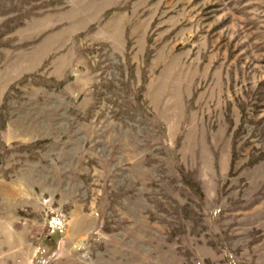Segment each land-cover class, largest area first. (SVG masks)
Here are the masks:
<instances>
[{"label":"rangeland","instance_id":"obj_1","mask_svg":"<svg viewBox=\"0 0 264 264\" xmlns=\"http://www.w3.org/2000/svg\"><path fill=\"white\" fill-rule=\"evenodd\" d=\"M0 264H264V0H0Z\"/></svg>","mask_w":264,"mask_h":264}]
</instances>
